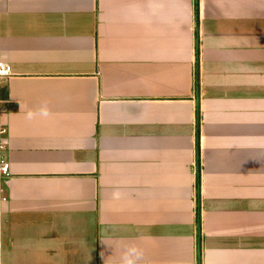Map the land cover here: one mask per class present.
Returning a JSON list of instances; mask_svg holds the SVG:
<instances>
[{
    "label": "crops",
    "instance_id": "obj_1",
    "mask_svg": "<svg viewBox=\"0 0 264 264\" xmlns=\"http://www.w3.org/2000/svg\"><path fill=\"white\" fill-rule=\"evenodd\" d=\"M193 3L0 0V264H264V0Z\"/></svg>",
    "mask_w": 264,
    "mask_h": 264
},
{
    "label": "built area",
    "instance_id": "obj_2",
    "mask_svg": "<svg viewBox=\"0 0 264 264\" xmlns=\"http://www.w3.org/2000/svg\"><path fill=\"white\" fill-rule=\"evenodd\" d=\"M11 74V69L8 64L0 60V80L7 78ZM7 130L6 127L0 124V151L4 150L5 142L4 137ZM8 162L5 157L0 156V175H4L7 173Z\"/></svg>",
    "mask_w": 264,
    "mask_h": 264
},
{
    "label": "clouds",
    "instance_id": "obj_3",
    "mask_svg": "<svg viewBox=\"0 0 264 264\" xmlns=\"http://www.w3.org/2000/svg\"><path fill=\"white\" fill-rule=\"evenodd\" d=\"M42 116H47L48 112L46 110H41L39 113ZM32 113H29V116L31 117ZM142 255L140 250L136 248H129L125 251V253L122 256V264H135V261Z\"/></svg>",
    "mask_w": 264,
    "mask_h": 264
},
{
    "label": "trees",
    "instance_id": "obj_4",
    "mask_svg": "<svg viewBox=\"0 0 264 264\" xmlns=\"http://www.w3.org/2000/svg\"><path fill=\"white\" fill-rule=\"evenodd\" d=\"M193 6H194L195 18H197V0H194Z\"/></svg>",
    "mask_w": 264,
    "mask_h": 264
}]
</instances>
